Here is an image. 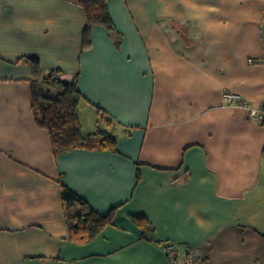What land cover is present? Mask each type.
<instances>
[{
  "label": "crops",
  "instance_id": "crops-1",
  "mask_svg": "<svg viewBox=\"0 0 264 264\" xmlns=\"http://www.w3.org/2000/svg\"><path fill=\"white\" fill-rule=\"evenodd\" d=\"M116 31L63 0H0V264H264V0H110ZM77 81L117 149L55 157L33 66ZM224 92L238 95L232 105ZM90 131V132H91ZM140 176V181H138ZM62 185L115 219L70 239ZM141 216L155 231L132 221Z\"/></svg>",
  "mask_w": 264,
  "mask_h": 264
},
{
  "label": "trees",
  "instance_id": "trees-1",
  "mask_svg": "<svg viewBox=\"0 0 264 264\" xmlns=\"http://www.w3.org/2000/svg\"><path fill=\"white\" fill-rule=\"evenodd\" d=\"M83 9L86 26L83 33V51L92 46L93 29L102 26L108 31H116L109 12L110 0H63ZM33 66V109L38 125L49 131L55 157L79 149L116 151L117 140L108 133L84 136L79 117L83 95L77 81L64 83L58 80V72L44 76L40 60L30 58ZM264 107V106H263ZM140 181V176H138ZM62 199L66 205V220L70 239L85 244L102 233L115 219L117 208L107 215L98 214L85 200L62 185ZM132 221L144 233L155 231L154 225L146 218L132 216Z\"/></svg>",
  "mask_w": 264,
  "mask_h": 264
},
{
  "label": "built area",
  "instance_id": "built-area-1",
  "mask_svg": "<svg viewBox=\"0 0 264 264\" xmlns=\"http://www.w3.org/2000/svg\"><path fill=\"white\" fill-rule=\"evenodd\" d=\"M240 97L230 92H224L223 100L227 105H232L238 101ZM250 119L264 124V107L260 109H250ZM174 247L170 246L167 248V252L170 255L173 264H198L195 260V253L192 250H186L180 256H173Z\"/></svg>",
  "mask_w": 264,
  "mask_h": 264
},
{
  "label": "rangeland",
  "instance_id": "rangeland-1",
  "mask_svg": "<svg viewBox=\"0 0 264 264\" xmlns=\"http://www.w3.org/2000/svg\"><path fill=\"white\" fill-rule=\"evenodd\" d=\"M104 125V123H102V122H98L97 124H96V128H95V130H93V132L90 130V126L89 125H84L85 126V128H82V132H83V135L84 136H89V135H93V134H98V133H100V132H102V133H105L106 132V130H105V127L103 126ZM91 131V132H90Z\"/></svg>",
  "mask_w": 264,
  "mask_h": 264
}]
</instances>
